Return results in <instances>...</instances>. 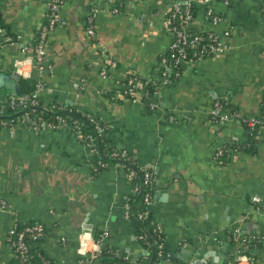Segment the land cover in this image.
<instances>
[{"label": "crops", "instance_id": "crops-1", "mask_svg": "<svg viewBox=\"0 0 264 264\" xmlns=\"http://www.w3.org/2000/svg\"><path fill=\"white\" fill-rule=\"evenodd\" d=\"M54 1L0 0L4 79L15 77L22 92L23 80L34 87L42 82L44 104H74L104 119L109 145L152 169L150 225H161L164 246L173 253L165 264H227L237 251L227 234L237 222L248 237V255L264 264V209L253 202L258 196L264 203V128L253 137L241 120L262 117L264 0L196 3L188 30L214 32L226 49L187 64L179 79L151 99L154 108L141 98L112 100L110 94L130 73L159 82L174 39L171 14L185 0H57L60 19L48 36L47 62L36 69L32 44ZM12 95L0 84V106ZM220 99L236 107L228 122L211 120ZM254 139L251 151L230 150L224 164L216 159L217 150ZM95 158L70 126L17 125L0 132V203L7 205L0 208V264L15 255L10 229L29 221L45 225L40 246L57 264H88L79 253L80 237L97 230H106L104 243L132 263L144 260L148 250L121 202L132 192L131 180L119 164L93 175Z\"/></svg>", "mask_w": 264, "mask_h": 264}, {"label": "built area", "instance_id": "built-area-1", "mask_svg": "<svg viewBox=\"0 0 264 264\" xmlns=\"http://www.w3.org/2000/svg\"><path fill=\"white\" fill-rule=\"evenodd\" d=\"M61 1V0H60ZM207 0H185L184 3H178L174 7V12H182L184 11L185 15V22L181 28L177 26H171V31L174 34V39L169 47L168 55L163 59L162 66L163 70L161 73V77L159 80V91L161 88L168 86L172 84L174 81L179 79L184 71H181V68L187 64L194 63L195 61L188 57V51L187 46H193L197 45L198 49L194 50L193 55L195 54H201L210 51L213 55L219 52H223L226 49V44L221 43L219 36L214 33L210 32L207 33L206 36H202L203 33L190 31L187 28L188 23L192 19V13H191V6L198 2H206ZM184 5V8L182 9V6ZM58 2L55 0L54 2L49 4V10L51 13L49 14L50 17L48 18V23L42 26L40 33H39V41L37 44H35L34 47H32L34 51L33 55V64L36 69H43L44 65L47 62V43H48V36L50 32L54 29V27L59 22L60 16L58 11ZM114 10L117 11L118 8L114 7ZM97 10L94 9V13L89 17V21H93V18L95 16V13ZM208 17L211 19V21L214 24H218L220 21V18L212 13L211 10L207 12ZM88 34L94 38L95 33L94 30L89 26L88 27ZM203 38L211 39L212 42L209 44L202 43ZM1 47V45H0ZM111 58H107L105 60V63L112 65L113 62L110 61ZM171 60V61H170ZM108 70V69H106ZM173 73V75H171ZM103 75H106V71H103ZM149 81L156 82L150 79H141L136 73H130L127 76V79L122 87H119L114 92L110 94V98L112 100H127L131 99L134 101H138L140 98L144 101L142 90L146 83ZM77 87H80L79 84L76 85ZM44 89V84L42 82L36 83L35 90L30 95H12L10 96L5 102L2 103L0 106V115L5 114L8 109L14 110V112H18L21 109H24L27 107L29 103V99H31V102L33 104L36 103V100H39V92ZM158 91V93H159ZM106 92V91H105ZM145 102V101H144ZM150 107L154 108L155 105L151 103L150 101ZM80 109V108H79ZM81 110V109H80ZM83 111V110H81ZM14 114V113H13ZM90 115V114H89ZM210 115L212 118H215L219 116V120L216 122H228L231 118L234 116L236 117L237 114L231 113L230 109L224 108L219 106L218 102L214 105L212 108ZM92 116V115H91ZM14 122H11L9 125L7 124L4 126L3 129L7 128L12 130L17 125H24L27 126L33 130H41L44 127H50L52 129H56L60 126H70L73 127L77 133V137L79 140L86 139L88 144L93 152L97 151L96 147L91 146V142L93 141V137L85 135L84 134V126L77 125L76 121L73 119H68L64 117H59L58 122L56 124H52L50 122L46 121H37L35 119H32L28 112H25L23 116H13ZM94 123H96V128L100 131H103V128L97 124L96 117L92 116L91 119ZM245 120L249 126L255 127L257 123L264 122L263 119L258 118H251V119H243ZM2 129V130H3ZM224 149H219L216 151V159H218L220 163H222L221 156ZM129 152L125 149L118 150L112 153L114 157H120V158H128L127 156ZM122 166V165H121ZM125 168V165L122 166ZM127 176L130 180L134 177V172H128ZM150 178L149 172L146 173V179L148 180ZM138 188L135 187L132 188V192L137 191ZM253 202L256 204L261 205L263 203V200L261 197L255 196L253 198ZM145 203L150 206L152 204V198L149 193L145 196ZM6 202L1 201L0 208H5ZM124 208V214L127 219L131 218V208L128 203H123ZM136 217L143 221L145 219V212L139 211L136 215ZM18 222L10 229L8 234V243L13 249H17L18 251L24 253L28 250V246L26 244V238L27 236L31 237V240H35L40 236H44L46 234V227L42 223H36L31 226H27L23 231L18 230L16 228ZM236 226L231 230L232 237L234 241V245L237 248L236 256L234 259L229 261L227 264H255L254 260L251 256L248 255V252L250 250V244L248 237L245 236L242 232V226L240 222H237L235 224ZM154 231L159 232L160 236V242L158 243V246L160 248L164 247V236L161 234L163 233L162 227L160 224H155L152 226ZM108 232L106 230L103 231L100 238H96L94 234H89V232H83L80 237V247H79V253L83 256L84 260L88 264H92V259H96L100 256L103 245L105 242V239L108 237ZM116 254L118 256L123 257L125 261L131 262L132 259L128 255H124L119 251H116ZM167 256H169L167 254ZM134 262V261H133ZM49 264L48 262H46ZM57 264V262L55 263Z\"/></svg>", "mask_w": 264, "mask_h": 264}, {"label": "trees", "instance_id": "trees-1", "mask_svg": "<svg viewBox=\"0 0 264 264\" xmlns=\"http://www.w3.org/2000/svg\"><path fill=\"white\" fill-rule=\"evenodd\" d=\"M184 8V5L182 6V9ZM196 8L197 5L194 3L191 6V13L192 16L196 15ZM58 12V11H57ZM51 11L49 10L47 12L46 20L43 24L48 23V18L50 17ZM185 22V15L184 11L182 12H172L171 14V26H177L181 28ZM0 26L3 28L5 27L3 24V19L0 16ZM40 33V32H39ZM39 33L37 35L36 40L33 41L32 47L37 44L39 41ZM207 34H202V36H206ZM15 39V38H14ZM212 42L211 39L203 38L202 43L209 44ZM198 49V46L195 44L193 46H187L188 51V57L193 59L195 62H198L199 60L210 57L213 54L208 51L205 53H199L195 54L194 50ZM168 55V54H167ZM171 61V60H170ZM185 70V66L181 68V71ZM173 75V73L171 74ZM24 84L26 85L25 90H23V95H30L34 90V84L32 82L27 81L26 79L23 80ZM159 82H152L149 81L144 86L142 93L143 98L146 103H150L151 99L157 95L159 91ZM264 95V94H263ZM219 106L230 109L231 113L237 114L236 107L234 105H231L229 102H227L224 99L217 100ZM261 110H262V117L264 118V96L261 101ZM25 112H28L32 119H35L37 121H46L50 122L52 124H56L58 122L59 117H64L68 119H73L76 121L77 125L84 126V134L93 137V141L91 142L92 147H96V158H95V166L92 168L91 173L93 175H97L101 171H103L106 167H108L111 164H119V165H125L126 172H134V177L131 180V188L137 187L138 190L134 192L128 193L125 197L121 199V202L128 203L131 208V218L130 221L132 222V226L134 227L136 231V235L139 239L140 244L148 250V254L143 258V261H135L133 263L125 261L123 257L118 256L116 254V251L118 249L114 246H112L109 243H104L102 252L99 257L96 259H92V264H165V261L167 259L172 258L173 253L170 252L165 246L163 248H160L158 246V243L160 242L159 236L160 233L154 231L153 227L150 225V222L152 220V213L149 209V206L145 203V196L147 193L151 195V198L153 199V172L152 169L149 167L141 166L137 160L128 153L127 156L129 157L124 159L120 157H114L112 155L115 151H120L122 149L117 148L116 146H110L109 142L105 139L104 131L106 130L107 123L104 119L100 117H96V122L99 124L103 131H100L96 128V123H94L91 119V114L89 115L86 111H81L77 105L74 104H64L60 103L57 100L47 104H44L41 99L36 100V103L33 104L31 102V99H29V103L27 107L24 109L19 110L18 112H14L12 109H8V111L5 114L0 115V132L6 126L9 125L11 122H14L13 116H23ZM14 113V114H13ZM13 115V116H12ZM12 116V117H9ZM211 120L216 122L219 120V116L212 118ZM243 125L248 128L252 134L253 137L257 136V133L260 128H264V122L257 123L255 127H251L248 125V123L241 119ZM82 142L86 143V139H82ZM257 145V140H249L246 142L236 143L232 146L226 147L224 151L222 152L221 160L224 164L228 154H230V150L233 151H244V150H252ZM229 149V150H228ZM149 172L150 178L146 179V173ZM256 206H259L261 209H264V203L261 205L256 204ZM139 211L145 212V219L143 221L139 220L136 215ZM36 221H29L26 223H19L17 224L16 228L18 230L23 231L27 226L34 225ZM104 230H97L94 234L96 238H100ZM163 236L164 234L161 233ZM46 235V234H45ZM44 235V236H45ZM230 236V243H233V238L231 234H227ZM44 236H40L35 240H31L30 236H27L26 238V244L28 246V250L22 254V252L18 251L17 249H14L15 255L14 257L8 261L6 264H55L56 261L48 255L47 252H45L41 246L40 243L44 239ZM252 245H254V242H252ZM255 245L259 246L260 243H255ZM124 255H127L126 253H122ZM169 254V256H167ZM254 262L256 259L252 258ZM255 264H257L255 262Z\"/></svg>", "mask_w": 264, "mask_h": 264}, {"label": "water", "instance_id": "water-1", "mask_svg": "<svg viewBox=\"0 0 264 264\" xmlns=\"http://www.w3.org/2000/svg\"><path fill=\"white\" fill-rule=\"evenodd\" d=\"M15 80H16L15 77L4 79V74L0 73V84L3 83L6 86V88L13 93V95H20L22 94V86L21 84H17ZM12 116H9V117H12ZM197 264H200V263L198 262Z\"/></svg>", "mask_w": 264, "mask_h": 264}]
</instances>
